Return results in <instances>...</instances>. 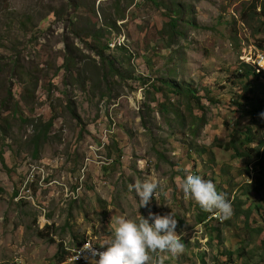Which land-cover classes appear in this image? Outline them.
Segmentation results:
<instances>
[{
	"label": "rangeland",
	"instance_id": "obj_1",
	"mask_svg": "<svg viewBox=\"0 0 264 264\" xmlns=\"http://www.w3.org/2000/svg\"><path fill=\"white\" fill-rule=\"evenodd\" d=\"M72 1L0 0V264H60L61 245L85 239L104 249L120 216L149 209L173 211L184 233L183 254H153L164 264H264V124L244 113L264 106V0ZM173 13L182 35L169 45ZM81 24L110 30L105 57L123 77L106 78ZM245 64L260 78H236ZM162 79L190 85L201 108L165 96ZM250 128L257 152L237 158L228 142ZM187 174L212 181L232 215L214 221L185 197ZM149 179L162 190L141 208L130 186Z\"/></svg>",
	"mask_w": 264,
	"mask_h": 264
},
{
	"label": "clouds",
	"instance_id": "obj_2",
	"mask_svg": "<svg viewBox=\"0 0 264 264\" xmlns=\"http://www.w3.org/2000/svg\"><path fill=\"white\" fill-rule=\"evenodd\" d=\"M130 187L136 191L141 208H148L152 199L159 196L162 190L160 183L155 179L137 181ZM182 191L185 197L194 200L203 211L215 214L214 221L218 220V215L224 219L232 215L233 207L230 200L225 194L218 192L210 180L196 174H187ZM175 217L173 211L161 215L152 212L151 209L148 210L146 218L142 215L139 219L120 216L113 227L112 238L104 248L106 250L102 252L92 250L93 255L99 257L95 264H164L163 256L157 260L153 254L166 253L172 257L183 254L184 233L178 232L180 226ZM207 220L208 218L203 223ZM67 250L69 254L65 264H70L71 253L68 248ZM222 262L230 264L228 261L219 263Z\"/></svg>",
	"mask_w": 264,
	"mask_h": 264
},
{
	"label": "trees",
	"instance_id": "obj_3",
	"mask_svg": "<svg viewBox=\"0 0 264 264\" xmlns=\"http://www.w3.org/2000/svg\"><path fill=\"white\" fill-rule=\"evenodd\" d=\"M152 1L156 2V0H152ZM67 5L72 10H77L79 7L82 6L81 2L77 1V2L73 3L72 0H67ZM169 17H170V22L168 24V27L170 28V33H169V45H170L174 41V38L182 35V33L180 31V23L183 20H182V17L179 16V13L169 14ZM79 20H81V19H79ZM121 20H124V17H122ZM111 37H112V34H111L110 30H107L105 28L104 29H98L94 24H91V26L88 24L87 25L81 24L79 30L75 31V38L81 40L84 43V45H87L91 49H94L97 52L98 56L101 58L102 62L104 64H106V69H105L106 78H108V79H110V78L114 79L117 77L121 78L123 76L116 69L115 63L107 62L106 57H105V53L109 49V44L105 43V41H110ZM88 40H91L93 44L89 45ZM260 47H262V46L260 45ZM125 52H127V51H125ZM127 55H128L127 65L129 67H131L133 57L130 54H127ZM0 74H2L1 71H0ZM235 77L240 79V80H244V79L247 80L250 77H254V78L259 79L260 75L256 72L255 68H253L250 65L245 64V66H243V69L237 70ZM161 82L163 84V87L166 89V90L163 89L162 93L165 96L166 95L167 96L168 95H177V96L181 97L182 99L184 98L187 101V107L191 113H192V110L194 108H197V107L201 108V106H202L201 100H200L199 96L197 95V91L194 90L193 88H191L190 85L185 84L183 86H177V85L172 84V83L165 81L163 79ZM155 88H157V87L155 86ZM11 96H13L12 92L8 91L7 95H6L7 101H9V99H11ZM195 102L197 103L196 106H194ZM161 105H162V108H166L165 104H161ZM239 106H242V105H239ZM1 113H2V111L0 110V119H1ZM244 113H248L249 115L255 116V117L258 116L259 118L261 117L263 124H264V116H262L264 114V106H262L261 104L255 105L252 110H249L246 112L244 111ZM50 126H51V123H49L46 126L45 130H40L36 136V139L39 140L42 137L46 138V136L49 132V128L51 129ZM193 126H194V124H193ZM193 131L194 132L196 131L195 127H193ZM231 137H232L231 140L228 142V147L230 148V150H234L236 152L237 158L249 159V158H251V156L254 152H257L256 149L251 147L252 144L255 143L254 132L251 128L247 129L244 133L236 130V132H234ZM111 150L113 151L114 149L111 148ZM262 174L264 175V168L262 170ZM16 196H17V194H16ZM257 209L259 210L260 207L259 208L257 207ZM207 218H209V216L203 218L201 222H204ZM263 222H264V218H263ZM263 227H264V225H263ZM214 230L215 229H213V231ZM87 242H88V240L85 239L84 241H80L76 245L82 246V245L86 244ZM262 245L264 246V241H263ZM68 254L69 253H68L66 246L64 244H62L61 249H60V253L57 256L58 262L60 264H65L67 261Z\"/></svg>",
	"mask_w": 264,
	"mask_h": 264
},
{
	"label": "bare ground",
	"instance_id": "obj_4",
	"mask_svg": "<svg viewBox=\"0 0 264 264\" xmlns=\"http://www.w3.org/2000/svg\"><path fill=\"white\" fill-rule=\"evenodd\" d=\"M261 58H262V60L260 62H262L261 66H263L264 65V58L263 57H261ZM257 64L259 65V63H257ZM91 247H92V242H88V243H86V244H84L82 246H76L74 250L69 249V251L71 253L69 258H71V261L74 264H86V258H83V256L89 252ZM105 250L106 249H102V248L98 247V252H102V251H105ZM78 257H79V259H78ZM75 258H76L77 261H75ZM213 264H228V263L222 262V263H213Z\"/></svg>",
	"mask_w": 264,
	"mask_h": 264
},
{
	"label": "built area",
	"instance_id": "obj_5",
	"mask_svg": "<svg viewBox=\"0 0 264 264\" xmlns=\"http://www.w3.org/2000/svg\"><path fill=\"white\" fill-rule=\"evenodd\" d=\"M92 250L98 252V246L92 243V247L90 248L89 252L83 256L86 258V264H95V261L99 259L98 256H94Z\"/></svg>",
	"mask_w": 264,
	"mask_h": 264
},
{
	"label": "crops",
	"instance_id": "obj_6",
	"mask_svg": "<svg viewBox=\"0 0 264 264\" xmlns=\"http://www.w3.org/2000/svg\"><path fill=\"white\" fill-rule=\"evenodd\" d=\"M202 221V218H201V220H200V222ZM206 224V222L205 223H203V222H201V224L200 225H205Z\"/></svg>",
	"mask_w": 264,
	"mask_h": 264
}]
</instances>
